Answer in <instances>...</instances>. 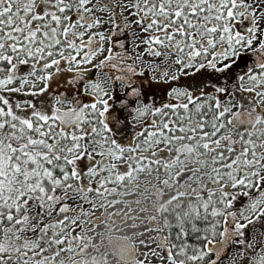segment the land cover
Instances as JSON below:
<instances>
[{
	"label": "snow or ice",
	"instance_id": "1",
	"mask_svg": "<svg viewBox=\"0 0 264 264\" xmlns=\"http://www.w3.org/2000/svg\"><path fill=\"white\" fill-rule=\"evenodd\" d=\"M222 261L264 264V0H0V264Z\"/></svg>",
	"mask_w": 264,
	"mask_h": 264
},
{
	"label": "flooded vegetation",
	"instance_id": "2",
	"mask_svg": "<svg viewBox=\"0 0 264 264\" xmlns=\"http://www.w3.org/2000/svg\"><path fill=\"white\" fill-rule=\"evenodd\" d=\"M222 264H226V261H222Z\"/></svg>",
	"mask_w": 264,
	"mask_h": 264
},
{
	"label": "rangeland",
	"instance_id": "3",
	"mask_svg": "<svg viewBox=\"0 0 264 264\" xmlns=\"http://www.w3.org/2000/svg\"><path fill=\"white\" fill-rule=\"evenodd\" d=\"M105 27H107V25H105ZM122 206V205H121Z\"/></svg>",
	"mask_w": 264,
	"mask_h": 264
}]
</instances>
